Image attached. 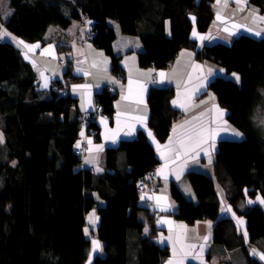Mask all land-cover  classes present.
<instances>
[{
    "label": "trees",
    "instance_id": "trees-1",
    "mask_svg": "<svg viewBox=\"0 0 264 264\" xmlns=\"http://www.w3.org/2000/svg\"><path fill=\"white\" fill-rule=\"evenodd\" d=\"M8 1L12 14L3 22L5 28L29 42L43 40L51 26L68 28L76 19L90 20L97 30L92 41L112 57V71L118 76L124 73L114 51L117 35L111 22H117L124 34L140 38L141 66L165 68L181 50H197L193 29L206 33L215 19V0ZM248 1L264 14V0ZM196 57L227 73L212 79L209 88L244 137L219 142L215 173L229 202L245 217L250 241L264 242V207L259 203L245 211L237 207L247 197L264 199V129L257 120L264 88V36L240 34L231 42L203 46ZM232 73L240 77L238 83ZM66 76L78 80L71 70ZM55 85L59 91L40 90L35 68L14 44L0 38V117L7 150V160L0 159V264H85L91 251L86 209L99 198L105 200V210L95 234L104 254L96 255L92 264H132L133 251L134 264H164L171 250L156 242L153 228L145 234L152 218L137 191L138 180L159 162L147 133L141 130L135 138L108 147L104 173L79 169L80 113L69 93L62 96L61 83ZM174 94L169 86L149 91L150 127L162 142L178 115L171 105ZM116 98L117 92L112 94L107 87L96 93L110 118ZM90 125L99 129L95 122ZM122 153L125 161L120 160ZM187 177L195 200L172 183L171 195L178 203L175 217L188 224L215 220L216 244L240 248L247 264H264L251 255L234 220L219 217L215 179L197 171Z\"/></svg>",
    "mask_w": 264,
    "mask_h": 264
},
{
    "label": "crops",
    "instance_id": "crops-1",
    "mask_svg": "<svg viewBox=\"0 0 264 264\" xmlns=\"http://www.w3.org/2000/svg\"><path fill=\"white\" fill-rule=\"evenodd\" d=\"M214 9L215 19L208 32L200 33L195 28L193 29V32L198 34L194 36L192 32V38L197 42V50L218 41L231 42L238 35L244 33L255 36V32H261L262 35L259 37L264 36V24L258 19V8L250 5L248 0H243L242 3H238L237 0H220L217 3L215 0ZM11 14L12 9L8 11L6 18H0V25H2L0 31L6 30L11 34L1 40L14 44L20 50L23 58L35 68L40 90L47 93L55 83L60 82L62 89L67 90L69 95L75 99L76 110L81 114L94 109L97 92L110 84H114L117 88L113 118L100 116L96 119L99 137L90 136L85 128L81 130L79 144H85L86 149L79 169L91 168L95 174L100 175L106 168L105 151L108 147H115L122 140L135 138L141 130L145 131L147 135L149 132L151 133V136L148 135V137L156 150L157 158L163 163L164 174H159L158 177L162 187L158 192L141 194L140 203L149 210L152 218L151 223L147 221V216L143 215L147 221L145 234L150 233L153 228L156 242L161 246H169L171 250V255L165 259L164 264H169L170 261L171 264H236L234 257L237 253H240L246 262L244 252L240 248L230 250L215 243V220L205 219L188 224L175 217L178 203L171 195L172 183H176L188 198L195 200L194 191L187 177L190 171L204 172L215 179L221 202L220 216L230 217L234 220L239 233L244 236L250 253L255 250L257 253L264 254V250H261L264 249V242L252 243L250 241L245 217L239 214V211L237 212L229 202L225 189L215 173L219 142L223 139L244 137V134L228 121L227 109L220 105L216 94L209 88L212 79L227 74L223 67L212 61L198 60L197 50L193 48L181 50L170 67H143L139 62V53L143 50L140 38L124 34L119 24L113 21L111 24L117 35L114 51L120 58L122 71L126 77L125 81H121L118 75L112 71V57L92 40L84 41L88 24L84 17L74 20L68 28L51 26L43 40L29 42L5 28L3 22ZM218 14L220 19H217ZM234 25L237 27H233ZM225 28H228L229 31L225 32ZM249 28L253 32H248ZM230 33H235V35H230ZM201 36L205 37L203 41L199 38ZM17 41H23L24 45H39V47L29 50L24 45L18 46ZM25 54H27V58ZM69 70L72 71V76L78 80L71 81V78L66 76ZM160 72L165 73L164 78L159 76ZM45 79H47V88L43 87ZM162 79L163 83H160ZM85 85L90 87H83ZM165 86L175 89L171 105L181 115L173 121L169 137L162 142L150 127L148 95L152 87ZM173 101H178V103L173 104ZM180 105H184V107ZM214 106H218L223 112L222 116ZM144 117L146 119L141 124L137 118ZM130 131H132V135H125ZM236 132L242 135L236 136ZM114 134L115 142L112 140ZM213 143L215 144L214 149ZM99 145H103L102 150H98L97 146ZM120 160L125 161L124 153L121 154ZM98 168L102 171H97ZM177 176L179 179L176 178ZM219 186L221 188H218ZM141 197L145 198L141 200ZM156 197L161 199L157 201ZM257 197L252 200L254 203H249L248 206L259 203L264 207ZM248 198L250 197L237 204L240 211L246 210L242 205L243 203L247 204ZM104 210L105 200L103 198H99L96 205H91L86 209L87 225L85 229L88 230L87 235L91 239V251L85 264H89V262L92 264L94 256L104 254L103 243L95 234L100 225L101 213ZM93 212L95 217L99 218L95 224H91L88 220L89 215ZM238 220H243L244 224H238ZM161 221L169 223H161ZM245 231L247 236L244 235ZM205 236L208 237L207 241L204 240ZM161 238H166L163 243H161ZM93 240L99 241L102 246L101 250L96 253L92 251ZM132 254V264H134V262L136 263V252L134 254L133 251ZM257 257L259 256L257 255ZM262 261L264 262V260Z\"/></svg>",
    "mask_w": 264,
    "mask_h": 264
},
{
    "label": "built area",
    "instance_id": "built-area-1",
    "mask_svg": "<svg viewBox=\"0 0 264 264\" xmlns=\"http://www.w3.org/2000/svg\"><path fill=\"white\" fill-rule=\"evenodd\" d=\"M89 21L90 20H88L87 22H89ZM86 33H87L85 36L86 40H93L95 38V36L97 35V30L95 29V26L92 22L87 24ZM171 64H172V62L169 61L167 63V67H170ZM118 78L121 81H125V79H126L125 75H119ZM107 88H108L109 92H111V93H115L117 91V88L114 84H110L109 86H107ZM51 90L52 91H59V88H58V86L54 85V86H52ZM61 94H62V96L68 95L67 91H62ZM104 114L105 113H104L103 105L96 102L94 109L88 110L84 116H83V114H81L79 116V120L81 122L82 128H85V129L89 128V135L96 138L97 135L99 134V129L93 128V127L90 128V124L92 122L96 121V119L98 117L103 116ZM79 145H80V147L76 148V153L79 154L81 157H84L86 145L85 144H82V145L79 144ZM162 167H163V163L159 161L154 166H152L151 169H149L143 177H141L138 180L137 191L140 195L145 193V192L155 193L161 189L162 186L158 180V177H159V174H160Z\"/></svg>",
    "mask_w": 264,
    "mask_h": 264
},
{
    "label": "snow or ice",
    "instance_id": "snow-or-ice-1",
    "mask_svg": "<svg viewBox=\"0 0 264 264\" xmlns=\"http://www.w3.org/2000/svg\"><path fill=\"white\" fill-rule=\"evenodd\" d=\"M219 2H220V0H217V3H219ZM237 2H238V3H242L243 0H237ZM192 19L194 20L195 17H192ZM217 19H220L219 14L217 15ZM260 19L264 20V17H261ZM88 23H91V22L89 21ZM0 27H2V25H0ZM233 27H237V26L234 25ZM224 31H225V32H228L229 29H228V28H225ZM247 31L250 32V33L253 32V30H252L251 28L247 29ZM10 35H11V34L8 33L6 30H4V31H0V38L9 37ZM193 35L196 36V35H198V34H197L196 32H193ZM230 35H235V33H230ZM254 35L257 36V37H259V36L262 35V33H261V32H255ZM199 38H200L201 41H203V40L205 39V37H203V36H201V37H199ZM17 45H18V46H19V45H24V42H23V41H17ZM24 47L29 48V50H31L33 47H39V45H35V46L24 45ZM25 56H26V58H27V54H25ZM197 67H199V65H197ZM79 71H82V70H79ZM41 75L43 76V73H41ZM159 76H160L161 78H164V77H165V73L160 72V73H159ZM232 76L235 78V81L238 83L239 80H240V77H239L236 73H232ZM160 83H163V79L160 81ZM43 87H45V88L48 87L47 79H45V83H44ZM83 87H90V86L85 85V86H83ZM201 87H203V85H201ZM125 99H127V97H125ZM141 102H142V101H141ZM172 103H173V104H177L178 101H173ZM180 106H181V107H184V105H180ZM214 107H216V111L222 116V115H223V112L218 108V106H214ZM137 119L141 122V124H143V120L146 119V117H144V118H137ZM105 123H106V122H105ZM133 131H134V129H133ZM125 135H132V131H130V132H128V133H125ZM148 135L151 136V133L149 132ZM235 135H236V136H240V135H242V134L236 132ZM212 138L214 139V136H213ZM115 139H116V137H115V134H114L113 137H112L113 142H115ZM153 139H154V138H153ZM0 143H3V134H2V133H0ZM89 143H91V141H89ZM76 147H77V148L80 147L79 143L76 145ZM157 147L159 148V146H157ZM212 147H213V149H214V147H215V144H214V143L212 144ZM97 148H98V150H102V149H103V145H99V146H97ZM89 162H94V161H89ZM96 170H97V171H102V169H99V168L96 169ZM160 174H161V175L164 174V173H163V169L160 171ZM176 178L179 179V176H177ZM165 179H167L166 176H165ZM144 198H145V197H141V200H143ZM156 199H157V201H159L161 198H160V197H156ZM257 199L259 200V202H260L261 204H264V199H261V198H259V197H257ZM249 203H254V201H249ZM169 207H171V206L169 205ZM164 210H167V209H164ZM229 210H230V209H229ZM98 219H99L98 217H95V213H94V212H93L92 214H90L89 217H88V220H89V222H90L91 224H95V223L97 222ZM161 223H169V222H168V221H161ZM237 223L240 224V225H243V224H244V221H243V220H238ZM209 226H210V225H209ZM145 231L147 232V229H145ZM85 233L88 234V230H87V229H85ZM244 235L247 236V232H246V231L244 232ZM164 239H166V238H161V243H163ZM167 239H170V238H167ZM204 240L207 241V240H208V237L205 236V237H204ZM92 246H93V247H92V251H93V253L98 252V251L101 250V248H102V246L100 245L99 241H96V240H93V241H92ZM252 254H253V255H258V256L260 257L261 260H264V254L257 253L255 250H253ZM89 264H91V262H89ZM169 264H171V261L169 262Z\"/></svg>",
    "mask_w": 264,
    "mask_h": 264
},
{
    "label": "rangeland",
    "instance_id": "rangeland-1",
    "mask_svg": "<svg viewBox=\"0 0 264 264\" xmlns=\"http://www.w3.org/2000/svg\"><path fill=\"white\" fill-rule=\"evenodd\" d=\"M254 7H256V6H254ZM10 9H12V8H11L10 3H9L8 0H6V1L5 0H0V18L1 19L6 18V15H7L8 11ZM257 10H258V16H259L258 19H259V21L263 22L262 24H264V20L260 19L261 17H264V14L260 11V9H257ZM215 14H216V12H215ZM4 22H6V21H4ZM62 91H67V90L62 89ZM67 93H68V91H67ZM86 112L87 111H85L84 113H81V114H83V116H84ZM180 115H181V113L178 111V115L177 116H180ZM257 120L262 125L261 127L264 129V88L262 89V102L260 104V109H259V111L257 113ZM94 122H96V121H94ZM3 125H4L3 118L0 117V133H2V134H3ZM91 127L92 126L90 125V128ZM86 130L88 131V134H89V128H86ZM0 159L3 160V161L7 160V150H6L5 146H4V134H3V143H0ZM14 164H15V162H14ZM218 188H221V187L219 186ZM259 198L263 199L261 195H259ZM247 200H248L247 204L243 203V205H242L243 207H245L244 209H247L249 201H252L253 199L248 198ZM219 217H221V216H219ZM261 250H264V249H261ZM252 252H253V250H252ZM251 255L252 256H257V255H253L252 253H251ZM234 258H235L236 264H247L246 262H244V260H243L244 257L240 253H237Z\"/></svg>",
    "mask_w": 264,
    "mask_h": 264
},
{
    "label": "bare ground",
    "instance_id": "bare-ground-1",
    "mask_svg": "<svg viewBox=\"0 0 264 264\" xmlns=\"http://www.w3.org/2000/svg\"><path fill=\"white\" fill-rule=\"evenodd\" d=\"M116 92H117V91H116ZM116 92H115V93H116ZM112 94H114V93H112ZM103 116H106V115L104 114ZM98 137H99V134L97 135V137H96V138H98ZM94 138H95V137H94Z\"/></svg>",
    "mask_w": 264,
    "mask_h": 264
}]
</instances>
